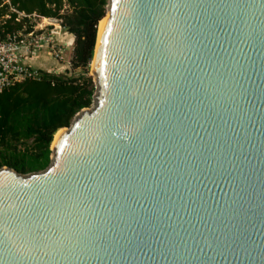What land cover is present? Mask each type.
I'll return each mask as SVG.
<instances>
[{"label": "water", "instance_id": "95a60500", "mask_svg": "<svg viewBox=\"0 0 264 264\" xmlns=\"http://www.w3.org/2000/svg\"><path fill=\"white\" fill-rule=\"evenodd\" d=\"M106 13L93 104L0 168V264H264V0Z\"/></svg>", "mask_w": 264, "mask_h": 264}, {"label": "trees", "instance_id": "16d2710c", "mask_svg": "<svg viewBox=\"0 0 264 264\" xmlns=\"http://www.w3.org/2000/svg\"><path fill=\"white\" fill-rule=\"evenodd\" d=\"M107 5L108 0H10V5L0 0L3 38L29 23L27 17L17 20L11 6L27 15L57 17L71 37V42L64 40L71 45L72 55L70 65L58 63L60 72L37 67L42 74L39 80H23L0 92V168L7 166L22 174L46 169L56 132L93 104L96 87L89 72L97 26ZM75 70L81 72L74 74Z\"/></svg>", "mask_w": 264, "mask_h": 264}, {"label": "built area", "instance_id": "2783aa9c", "mask_svg": "<svg viewBox=\"0 0 264 264\" xmlns=\"http://www.w3.org/2000/svg\"><path fill=\"white\" fill-rule=\"evenodd\" d=\"M3 3L10 5V0H3ZM10 10L18 13L17 20L37 16L41 17L43 23L34 24L30 31H27L28 27H23L6 38L0 33V92L23 80H39L42 75L40 69L30 62L40 52L46 53L58 63L70 65V58L66 53L71 45L63 40V36L68 33L61 18L27 15L12 6ZM48 71L55 73L60 72V69Z\"/></svg>", "mask_w": 264, "mask_h": 264}, {"label": "crops", "instance_id": "0c3cea01", "mask_svg": "<svg viewBox=\"0 0 264 264\" xmlns=\"http://www.w3.org/2000/svg\"><path fill=\"white\" fill-rule=\"evenodd\" d=\"M67 38L68 42H71V37L69 35H64L63 40ZM30 64L34 65L35 67H41L43 69L52 70L55 69L58 65V62L52 59L44 52H40L37 57H35Z\"/></svg>", "mask_w": 264, "mask_h": 264}, {"label": "bare ground", "instance_id": "6f19581e", "mask_svg": "<svg viewBox=\"0 0 264 264\" xmlns=\"http://www.w3.org/2000/svg\"><path fill=\"white\" fill-rule=\"evenodd\" d=\"M107 18H108V13H106V15L104 16V18H102L99 23H98V26H97V43L98 41L100 40L101 36H102V33L104 31V26L107 22ZM94 65H95V55L92 59V62H91V73H94L93 71V68H94ZM64 129H59L56 134L54 135V139H53V143H52V147L54 148V145L56 144L57 142V139L60 137L61 133L63 132Z\"/></svg>", "mask_w": 264, "mask_h": 264}, {"label": "rangeland", "instance_id": "374dc122", "mask_svg": "<svg viewBox=\"0 0 264 264\" xmlns=\"http://www.w3.org/2000/svg\"><path fill=\"white\" fill-rule=\"evenodd\" d=\"M42 23H43V22H42L41 17L33 16V17H31V18L29 19V23L25 24L24 27L27 28L28 25H30V24H42ZM66 55H67V56H72V55H71V50L68 51V52L66 53ZM91 62H92V61H91ZM80 72H81V70H78V71L75 70V73H74V74H77V73H80ZM89 74L91 75V70H90Z\"/></svg>", "mask_w": 264, "mask_h": 264}]
</instances>
